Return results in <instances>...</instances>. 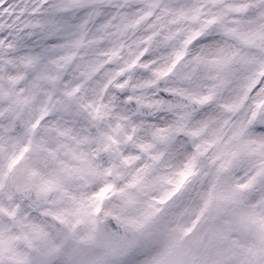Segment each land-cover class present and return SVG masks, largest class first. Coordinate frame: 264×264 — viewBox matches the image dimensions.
<instances>
[{
  "label": "snow or ice",
  "instance_id": "snow-or-ice-1",
  "mask_svg": "<svg viewBox=\"0 0 264 264\" xmlns=\"http://www.w3.org/2000/svg\"><path fill=\"white\" fill-rule=\"evenodd\" d=\"M0 264H264V0H0Z\"/></svg>",
  "mask_w": 264,
  "mask_h": 264
}]
</instances>
